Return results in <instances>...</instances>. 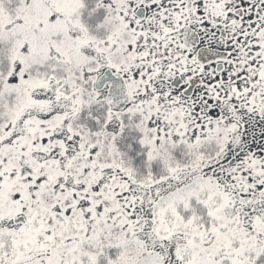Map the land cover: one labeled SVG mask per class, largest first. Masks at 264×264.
I'll return each instance as SVG.
<instances>
[{
	"label": "snow or ice",
	"instance_id": "snow-or-ice-1",
	"mask_svg": "<svg viewBox=\"0 0 264 264\" xmlns=\"http://www.w3.org/2000/svg\"><path fill=\"white\" fill-rule=\"evenodd\" d=\"M0 264H264V0H0Z\"/></svg>",
	"mask_w": 264,
	"mask_h": 264
}]
</instances>
